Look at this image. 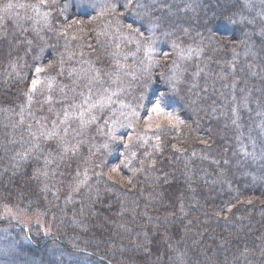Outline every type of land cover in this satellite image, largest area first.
Listing matches in <instances>:
<instances>
[{
	"label": "rangeland",
	"instance_id": "rangeland-1",
	"mask_svg": "<svg viewBox=\"0 0 264 264\" xmlns=\"http://www.w3.org/2000/svg\"><path fill=\"white\" fill-rule=\"evenodd\" d=\"M124 2L56 0L54 5L41 6V17L43 12H50L54 23L52 30L70 44L67 43V54L54 58L48 54L44 56L41 50L37 53L30 69L27 91L33 79H39L40 83L30 106L25 96V125L18 124L20 111H0V128L3 129L0 131V178L16 182L13 184L16 186L14 195L8 198L13 199L0 200V248L11 249L9 255L0 254V264H40L19 260L16 250L18 244L26 242L30 236L39 242L55 234L63 237L64 242L75 252L87 249L105 251L118 259L114 261L116 264H124L122 262L128 260L135 264H169V257L179 253L186 254L187 264H252L253 261L264 259L261 255L264 244H260L263 243L264 226V221L260 219L261 210L254 214L251 208L237 203L233 204L234 207L224 203L222 198L225 194L221 193V188L228 193L225 183L215 184V180H212L215 173L212 175L208 169H201L205 168L203 162H193V153H198L194 144L202 140L198 141L193 136L186 140V137L184 139L179 135L184 125L176 122L175 118L181 119L166 102L163 91L156 89L139 101L124 100L116 91L112 77L104 72H101L102 82L89 86L91 92L89 87H85L88 77L94 75L93 69H96L90 57L94 53L92 49L122 40L133 41V35H130L126 25L120 27L117 22L106 19L110 12L101 14V7L105 3H116L119 10ZM36 20H39L38 24ZM28 26V30L33 29L34 33H38L41 20L33 17ZM60 31H65L67 35H61ZM240 41H229L222 47L226 52L241 56L246 54V49ZM61 59L63 73L60 72ZM49 64L52 67L49 68ZM38 66L46 69L39 77L35 72ZM69 69L76 71L70 75ZM167 74L168 77L172 75ZM49 81L52 83L51 90L48 88ZM162 86L160 82L159 87ZM105 89L108 91L105 92ZM113 91L117 93L112 97L116 103L87 111L88 105L84 101L89 95L91 99L88 103H95L101 96L110 95ZM48 96L52 97L51 102L47 100ZM162 96L165 112L172 113L171 121L167 115L150 112L153 103ZM121 104L127 107H121ZM72 105H83L85 123L82 128L79 122L81 109L73 108ZM65 110L69 113L68 125L60 123ZM133 111L135 116H131ZM121 112L125 115H120ZM92 116H96L94 121L91 120ZM105 120L109 121L108 124L104 123ZM113 120L119 122L115 126V140L109 135ZM36 121L46 124L49 129L53 121L60 129L67 126L69 134L66 139L75 146V151L61 154L56 148L55 139L41 138L39 143L45 150L43 154L33 152L26 159L17 156V153H25L36 142L27 131L28 123L33 128L39 127ZM129 123L131 126H128ZM258 127V121L251 125H238L236 138L240 153L256 162L258 167L264 168V160L260 158L264 144L252 136ZM169 145L174 152H168L166 156H173L175 160L169 165L166 159L161 170L166 174L157 177L153 165L161 161V154L167 151ZM242 146L244 151H241ZM48 151L52 152L50 158L47 157ZM245 152L255 153L256 159L245 155ZM46 158L50 159L47 166L44 163ZM176 167L182 168L192 180L183 182L173 172L169 173ZM44 172L48 175L45 176ZM21 173L24 178H20ZM198 175L203 176L201 180L206 181L207 185L201 186L196 182ZM15 177L19 182L14 181ZM2 184L1 181L0 188ZM249 201L252 202V199L242 204L247 206ZM5 205L13 208L11 214L4 211ZM258 205L261 207L262 203ZM229 207H232L231 212L227 211ZM185 218L186 231L171 233L174 236L170 242L171 249L178 251L170 250L166 263L160 258L140 259V263L139 252L145 251L147 247L138 248L137 243L145 241L148 245L153 235L144 229L164 226L170 221L177 224ZM164 221L167 223H160ZM173 226L166 225L163 228ZM206 232L209 233L207 237L204 236ZM249 247L252 248L251 253ZM47 250L50 260L55 257L63 261L76 260L75 254L62 250L56 244H51ZM220 256L225 257L217 259ZM75 264L101 263L81 256Z\"/></svg>",
	"mask_w": 264,
	"mask_h": 264
},
{
	"label": "trees",
	"instance_id": "trees-1",
	"mask_svg": "<svg viewBox=\"0 0 264 264\" xmlns=\"http://www.w3.org/2000/svg\"><path fill=\"white\" fill-rule=\"evenodd\" d=\"M113 1L117 2V0ZM7 2L8 0H0V6ZM11 2L36 4L38 0H11ZM142 2L153 3V19L159 24L154 30L155 38L152 43L154 51L146 53L148 46L146 37L151 34L150 25L139 19L133 9H123L124 3H122L119 6L121 8L118 7L119 10L117 9L115 13L107 14L106 19L110 22L119 20L123 25L131 24L143 35L131 33L133 41L122 40L114 43L115 45L92 49L94 53L90 57L95 68L100 72L111 73L112 81L121 99L139 101L156 89L163 91L166 102L183 121L184 129L179 135L184 139L186 137V140L193 136L198 141H206V143L194 144L198 153L193 155L195 157L193 162H203L205 168L201 169H208L212 175L215 173V179H212L215 180V184L225 183L228 193L221 188V193L225 194L222 198L224 203L228 205L237 203L239 206L251 208L254 214L261 210L260 219L264 221V168L258 167L256 162L240 153L239 141L236 138L238 125H251L254 121H258V130L254 131L252 136L254 135L259 143L264 144V127H262L264 115L260 114L264 113V51L261 50L258 35L253 36L257 52L255 57L250 54L234 55L226 52L222 47L229 41L244 39V32H250L252 29L251 25L245 23L230 22V18L240 20L238 13L247 19H256L258 31L260 21L256 13L260 11V0H254L255 7L252 9L245 7V0H142ZM29 17L41 20V30L38 33H34L33 29L28 30V23L31 21ZM49 22L53 27L52 16L49 17ZM165 32L171 35H163ZM137 40L140 41L139 50H137ZM28 41L32 43L29 44ZM173 41L179 45L175 51L172 48ZM67 43V40L56 36L54 30H49L41 15L37 16L31 8H15L11 16L5 14V19L0 21L1 112L4 113L7 109L13 110V113L20 111L19 106L25 102L24 93L27 91L30 69L41 48L44 56L48 54L49 57L54 58L68 53ZM187 48L192 50L191 56L181 59L176 53L180 49L187 53L189 50ZM165 53L169 55L165 56ZM173 61L179 66L176 71L181 80L177 85L178 92L175 94L172 93L171 85L167 82V73L172 74L173 71ZM198 70H202L200 75L194 76L193 74ZM160 82L162 87H159ZM233 83L236 85L235 88L230 87ZM233 96L236 97L235 102ZM245 96L248 97L247 106L243 100ZM193 101L195 103H192ZM233 108L236 109L235 116L231 111ZM233 119L237 120L236 124L232 123ZM0 131L3 129L0 128ZM168 152H174L170 145L167 151L161 154V157L165 156V158L160 157L161 161L153 165L152 169L153 172H157V175L155 174L157 177L166 174L161 172L166 159L170 162L169 165L175 160L173 156H166ZM224 160L228 163L225 164ZM169 173L178 176L183 182L192 180L179 167ZM202 178V175H198L196 182L201 186L207 185L206 181L201 180ZM0 179L3 182L0 188V200L11 201L13 198H8L14 195L16 186L13 184L16 182L5 181L4 177ZM16 180L15 177L14 181ZM17 181L19 182V179ZM248 199H252L250 204L247 206L242 204ZM257 202L262 203L261 207ZM103 208L107 207L103 206ZM186 220L187 218L179 220L177 224L168 222L166 225L174 226L166 227L167 231L163 228L166 225L145 228L144 231L153 235L150 236L147 249L138 251L140 263L142 262L140 259H157V257L166 263L171 250L169 242L174 238L171 233H184ZM262 230L263 243L260 244H264V226ZM204 236H209V233L206 232ZM30 237L26 242L18 244L16 250L19 260L25 262L31 260L40 264H75L81 256H85L101 264H116L114 261H118L114 255L105 251L87 249L89 253L87 256L85 250L75 252L58 234L39 242ZM51 244L75 254L76 260L63 261L58 257L54 260L48 259L47 249ZM251 247L248 248L250 253ZM221 257L225 256L217 259L221 260ZM262 260L264 259L253 261L252 264H260ZM122 263L127 264V262Z\"/></svg>",
	"mask_w": 264,
	"mask_h": 264
},
{
	"label": "snow or ice",
	"instance_id": "snow-or-ice-1",
	"mask_svg": "<svg viewBox=\"0 0 264 264\" xmlns=\"http://www.w3.org/2000/svg\"><path fill=\"white\" fill-rule=\"evenodd\" d=\"M54 4H56V0H38V3H36V4H20V3H13V2H11V0H8V2L6 4L0 6V21L5 19V14H7L8 16H11L12 10L15 8H31L37 14V16H39V15H41V6L48 7V6L54 5ZM122 7H123V9H129V8L133 9L135 11L136 16L139 19L146 21L150 25L149 31L151 32V34L146 37V40L148 41L146 53H150V52L154 51V49L152 48V43L154 42V38H155V31L154 30L159 27V24L157 23V21L155 19H153V11H154L153 3L142 2V0H125ZM245 7L248 9L254 8L255 7L254 0H245ZM259 7H260V11L258 13H256V16L259 17V21H260L258 31L256 28L257 20L254 18L253 19H247L242 14H239V13L237 14V15H240L239 21H237L234 18H230V22L233 24L245 23L246 25L252 26V29L250 32L249 31L244 32V39L241 40L240 42L245 46L246 55L250 54L253 57H255L257 55V52L255 51L256 44L253 42V36L258 35L260 37V47H261V50L264 51V0H260ZM116 10H117V4L116 3H105L101 7V14H104L105 12L115 13ZM50 15H51L50 12H43V19L45 21V26L48 27L49 30H52L51 23L49 22ZM29 19H33V18L29 17ZM36 23L38 24L39 20H36ZM117 24L120 27H125V25H123L119 20H117ZM126 27L130 30V33H136L137 35H143V33L140 32V30L138 28L133 27V25H131V24L126 25ZM119 30H120V28L118 27L117 32H119ZM60 34L61 35H67V33L65 31H60ZM163 35L169 36L171 34L168 32H165V33H163ZM28 43L31 44L32 41H28ZM139 43H140V41L137 40V45H138L137 50H139ZM117 47H119V45H117ZM172 48L175 51L176 49L179 48V45H177V43L175 41H173L172 42ZM41 52H43V48H41ZM191 53H192L191 49H189L187 51V53L185 52V50L180 49V51H178L176 54L181 59H184V58L190 57ZM164 55L167 56L169 54L165 53ZM234 55H235V53H234ZM13 67L15 68V65H13ZM48 67L50 68V67H52V65L49 64ZM117 67H119V64H117ZM178 67L179 66L176 64V62L173 61L172 75L167 78V82L171 85V90H172V93H174V94L178 92L177 85L181 82L180 77L177 75V71H176L178 69ZM45 70L46 69L43 66H38L35 68V72H36L38 77H39V74L44 72ZM75 71H76L75 69H69L68 70L70 75ZM200 71H202V70H198L193 75L199 76ZM60 72L61 73L64 72L63 59H61V61H60ZM93 72L95 74L88 77L87 84L85 85V87H89L91 84H93L95 82H102L100 70L99 69H93ZM107 75L111 76V73H108ZM39 83H40L39 79H33L31 81L30 89L24 93V95L27 97V103L29 106L32 103L34 94L37 92V86ZM230 87L235 88L236 87L235 83L230 85ZM48 88H49V90H51V88H52L51 81H49V83H48ZM89 91L91 92L90 87H89ZM107 91L108 90L105 89V92H107ZM81 95H83V93H81ZM116 95H117V93L113 91V92H111L110 95L101 96L100 99H98L95 103H88V101L91 99V96L89 95L88 99H86L84 101V103L88 105L87 111H91L92 108H95L97 106L103 108L105 106V104L111 105L113 103H116V101H114L112 99V97L116 96ZM232 99L234 102L236 101L235 96H233ZM47 100L49 102H51L52 97L48 96ZM243 100H244L245 106H247L248 97L245 96L243 98ZM163 101H164L163 96L160 99H157L153 103V106L151 107L150 112H154L157 115H160V114L167 115L169 117V120L171 121L173 119L172 113L165 112ZM192 103H195V102L193 101ZM72 107L81 109L79 111V122H80V126L82 128L84 123H85V121H84L85 110L83 109V105H72ZM121 107H127V105L121 104ZM19 108H20V112H19L20 118H19L18 124L23 126L26 123L25 107H24V105H20ZM231 111H232L233 115L235 116L236 115V109L233 108ZM29 114H30V107H29ZM260 114L264 115V113H260ZM113 115H115V112H113ZM120 115H125V114L123 112H121ZM135 115H136V113L133 111L131 113V116H135ZM95 119H96V116L91 117V120L94 121ZM148 119L150 122L151 116H149ZM175 119H176L177 123H183V121H180L179 118H175ZM68 120H69V113L67 110H65L63 113V120L60 121V123L63 125H68ZM108 122H109L108 120L104 121L105 124H108ZM36 123L39 125L38 128H33V125L31 123H28L27 131L31 134V136L34 138V140L36 142L33 143L32 146L25 153H17V156H19L21 159L28 158V156L33 152L43 154V151H45V150L42 149V146L39 143V140L41 138L46 139V140L55 139L57 141L56 148H58L60 150L61 154L66 153L69 150L75 151V146L71 145V142L66 139V137L69 134V128L67 126L60 129L58 127L57 123L55 121H53L52 125H51V129H49L46 124H43L40 121H36ZM118 123L119 122L117 120H113L112 121L113 127L109 129V135L111 136V138L113 140H115L117 138L114 135V133H115V126ZM232 123L236 124L237 120L233 119ZM128 126H131V123H129ZM262 127H264V125H262ZM61 132L63 134H61ZM129 140H131V137H129ZM201 142L206 143V141H201ZM253 146H255V142H253ZM104 147L107 148L108 145L105 144ZM177 151H179V149H177ZM241 151H244L243 146L241 147ZM244 154L245 155H251L253 160L256 159L255 153L245 152ZM133 155H135V153H133ZM193 155H194V153H193ZM47 157H49V158L52 157L51 151L47 152ZM260 158L262 160H264V149H262V151H261ZM44 163H45V166H47L50 163V159L46 158ZM213 163H216V161H213ZM224 163L227 164L228 161L224 160ZM113 171H115V169H113ZM44 175L47 176L48 173L44 172ZM249 203H251V201H249ZM233 207H234V205H233ZM180 209H181V212H183V204L180 205ZM4 211L6 213L11 214L13 211V208H9L7 205H5ZM227 211L231 212L232 207H229L227 209ZM173 215H174V213H173ZM160 223L166 224L167 221L160 222ZM165 231H167L166 227H165ZM45 234L47 235V233H45ZM144 235L146 236L147 234L145 233ZM137 247L138 248H140V247L146 248L147 247L146 242L140 241L139 243H137ZM170 247H171V245H170ZM171 251L176 252L178 250L171 249ZM10 252H11L10 248H0V254L9 255ZM85 255L86 256L89 255V253H87L86 250H85ZM185 255H186L185 253H179L178 255L170 256L169 257V264H187V261L185 260ZM261 255L264 256V247L261 248ZM158 259H159V257H157V260ZM127 264H135V262H133L132 260H128ZM153 264H155V262H153ZM260 264H264V260H262L260 262Z\"/></svg>",
	"mask_w": 264,
	"mask_h": 264
}]
</instances>
